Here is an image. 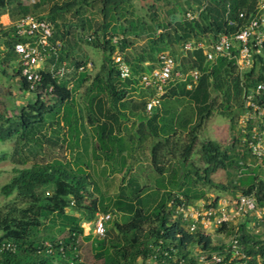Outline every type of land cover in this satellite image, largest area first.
Returning a JSON list of instances; mask_svg holds the SVG:
<instances>
[{
  "label": "trees",
  "instance_id": "1",
  "mask_svg": "<svg viewBox=\"0 0 264 264\" xmlns=\"http://www.w3.org/2000/svg\"><path fill=\"white\" fill-rule=\"evenodd\" d=\"M48 1L0 0V15L10 18L8 25L0 23V78L9 75L22 97L30 94L8 106L11 91L0 85V140L13 142L9 155L1 153L0 160L11 157L16 164L0 184V244L14 247L0 253V264H88L78 254L81 237L91 239L95 264H134L152 254L158 264H173L162 253L171 245L217 249L209 234L199 228L187 231L176 206L197 200L213 205L220 192L235 196L239 190L253 194L264 209V179L246 162L252 155L241 141L250 123L245 133L233 134L229 146L210 138L200 141V162L192 159L199 130L214 109L233 129L244 111V91L262 79L264 27L249 69L239 71L234 59L222 56L208 60L204 53L221 34H235L256 12L257 0H164L163 6L171 4L164 15L160 0H153L140 15L133 10V0H61L41 12ZM187 12L194 16L187 17ZM26 14L53 26L49 41L55 49H46L34 89L21 74L14 51V44L25 40L16 33L15 22ZM141 38L144 42L137 44ZM72 39L100 54L98 66L91 62L93 73L85 58L72 57ZM187 42L190 49L184 48ZM199 42L204 47L197 46ZM162 53L172 56L176 70L197 69L200 74L190 88L187 81H169L159 105L147 112L145 103L154 89L141 86L138 75L155 67ZM117 56L130 67V77L120 78ZM70 58L77 84L85 85L79 93L85 107L76 101L67 77ZM62 66L66 70L59 75ZM257 100L263 102L264 94ZM57 144L69 150L68 158L45 154L46 147ZM145 151L156 173L149 183L132 172ZM97 165L98 171L90 172ZM218 169H232L233 176L215 182L212 173ZM114 170L122 174L117 191L109 195L94 174L107 180ZM209 188L216 195H207ZM96 212L110 214L104 236L84 235L82 222H92ZM250 222L246 217L220 230L236 234L254 263L264 264V236L253 231Z\"/></svg>",
  "mask_w": 264,
  "mask_h": 264
},
{
  "label": "built area",
  "instance_id": "2",
  "mask_svg": "<svg viewBox=\"0 0 264 264\" xmlns=\"http://www.w3.org/2000/svg\"><path fill=\"white\" fill-rule=\"evenodd\" d=\"M186 16L194 15L190 12ZM243 16V13H240ZM264 27V0H257L256 12L240 27L235 34H221L219 38L204 47L201 42L197 46L204 47V53L208 60L213 61L219 56L234 59L239 71L249 69L253 63L254 53H258ZM52 24L32 14H26L15 22L16 33L25 38L14 44V51L18 56V64L21 74L25 77L30 89H34L41 80L39 69L47 55L46 49H55L49 41L52 35ZM89 39V37H88ZM190 42L185 43L184 48L190 49ZM117 68L121 79L131 76L130 67L119 56L116 57ZM90 66V63L87 64ZM81 69V68H80ZM66 68L60 67L58 74L62 75ZM200 72L197 69L182 73L175 69V61L167 53L159 55L158 63L150 71L141 72L138 75L139 84L143 87H152L154 93L145 103V110L150 112L153 107L159 105L160 96L165 92L169 81H187V88L196 81ZM264 94V70L262 79L254 88L244 91V111L239 121L242 131L245 133L247 124H251L247 136L243 141L251 155L260 162H264V101H258V97ZM176 213L186 223L189 232L199 228L204 234L216 233L219 241L213 242L217 249L203 248L199 244H189L178 249L170 246L169 250H162L164 255L171 258L173 264H255L243 249L236 234L227 235L221 231L224 225L236 224L243 221L247 216L253 215L257 221L264 219V209L258 208L253 194L239 193L235 196L219 198L213 205H205L203 200L185 204H177ZM110 219L109 213L96 212L92 220V230L95 236L102 237L105 234V224ZM212 239V238H211ZM158 249V248H157ZM4 250H14L10 243L0 244V253ZM134 264H158L156 254L147 258L138 257ZM162 264V263H161Z\"/></svg>",
  "mask_w": 264,
  "mask_h": 264
},
{
  "label": "rangeland",
  "instance_id": "3",
  "mask_svg": "<svg viewBox=\"0 0 264 264\" xmlns=\"http://www.w3.org/2000/svg\"><path fill=\"white\" fill-rule=\"evenodd\" d=\"M24 1L28 3H34L37 0H24ZM54 1L60 2L61 0H49L48 3L46 4V8L43 9L41 12H46L48 9V6ZM170 1H173V0H170ZM152 2L153 0H133V10L135 14L137 15L143 14L148 4ZM158 5L161 7L160 9L161 14L164 15L165 14L164 10L170 7L171 4H165V6H163L164 0H160L158 1ZM1 20L7 22V18L5 16H2ZM74 41L76 40L74 39L71 40V44H73L72 52H71L72 57L85 58L87 62L91 63L93 61L96 64V66H98L100 54L91 45H88L82 42H74ZM143 42H144V39L142 38L137 39V44H142ZM66 64L68 67L67 77L68 78L70 77V81H71L70 85L75 88L74 95L76 97V101L78 100L81 103V105L85 107L87 103L84 101L82 97L79 98V93H82L85 85L77 84L78 78H76L77 74L73 75L75 69L73 66V62L71 61V58L66 62ZM88 68H90L88 69V71L91 73L95 71V67H93L92 63H91V66ZM0 85L2 89H4V91H7V90L11 91L8 96L9 97L8 101H6L8 106H11L12 103H14L15 101L19 102L22 99L24 100V98L30 95V94H24V96L22 97V95H20V91L18 88V84L16 83V80L15 79L12 80L9 75H6L5 77L2 76L0 78ZM76 107L77 105L74 104L73 109L75 112H76ZM240 131L243 132L242 126L240 125L239 120L235 122L234 128L230 129L229 119L226 116H223L218 111L217 108L214 109L211 116L204 122L203 126L199 130L198 142L196 144L194 153L192 155V159L195 162H198V163L200 162L199 156L196 152V150L199 147L200 141L210 138V139L218 141L222 146H229L231 144V141H232L231 139H232L233 134L236 135V133ZM241 141L243 142V137L241 138ZM12 145H13L12 140H9V139L0 140V154L5 153L9 155ZM236 149L240 150L242 149V147L240 145H237ZM32 152H33V149H31V154ZM69 153H70L69 150L67 148L64 149V146L60 144L45 148V154L48 156L68 158ZM33 157H31V159H33ZM246 162L251 166H256L258 168L257 170L258 176L264 179V162L257 161L253 156L248 157L246 159ZM14 166H16V164L11 157L9 158L7 157L6 159L0 160V184L5 182L9 178ZM98 169H99V166L97 165V167H95L94 170L90 169V172L94 173L98 171ZM253 169H255V167ZM132 172L135 174L138 173L141 176L140 178L141 182L149 183L152 181V177H153L152 175H155L156 173L152 169L151 164L149 163V160L147 157V151H145L144 154H141L140 157L135 161V163L133 164ZM121 174L122 173L119 172L118 170H114L113 172H109L107 180L103 179L104 177H101L100 175H96V174H94V177L96 180L99 181L100 189L106 192L107 194L111 195L117 191V187L120 182ZM232 174H233L232 169H230V172L228 173H226L223 169H218L216 172L212 173V179L215 182L225 183L230 179V177L233 176ZM206 193L207 195H210V196L216 195V191L214 188L207 189ZM220 193L222 195L221 197L234 196V195H231L230 192H220ZM239 193L240 191L237 190L235 195ZM3 202H4V198L0 194V206L3 204ZM258 208L260 207L258 206ZM247 218H249V222L251 220H254L255 222L254 225L251 224L252 221L250 222V225L251 226L253 225L252 230L264 236V219L262 221H257V219L253 218V215L252 216L249 215L247 216ZM81 225L83 227L84 235H87L90 233L92 237L95 236L92 230V227H93L92 223L87 221V222H82ZM60 235L61 234H59L58 236ZM211 238L213 242L219 241L216 233L211 234ZM78 254L80 256V260L88 264H95L97 262L94 257V250L92 248L91 239H85L82 237L79 238Z\"/></svg>",
  "mask_w": 264,
  "mask_h": 264
},
{
  "label": "crops",
  "instance_id": "4",
  "mask_svg": "<svg viewBox=\"0 0 264 264\" xmlns=\"http://www.w3.org/2000/svg\"><path fill=\"white\" fill-rule=\"evenodd\" d=\"M2 16H5V17L7 18V22L1 20V17H2ZM0 23H1L3 26H6V25H8V24L10 23V18H9V16H8L7 13H4V14H1V15H0Z\"/></svg>",
  "mask_w": 264,
  "mask_h": 264
}]
</instances>
